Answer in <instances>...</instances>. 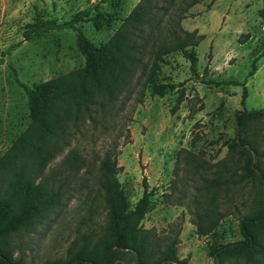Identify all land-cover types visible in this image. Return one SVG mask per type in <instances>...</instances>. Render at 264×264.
Returning a JSON list of instances; mask_svg holds the SVG:
<instances>
[{
    "label": "rangeland",
    "instance_id": "obj_1",
    "mask_svg": "<svg viewBox=\"0 0 264 264\" xmlns=\"http://www.w3.org/2000/svg\"><path fill=\"white\" fill-rule=\"evenodd\" d=\"M138 1L0 0L1 155L30 120L26 94L16 77L36 85L84 64L74 44L75 31L55 29L26 39V24L46 18L70 20L77 10L91 6V19L78 24L91 41L102 44ZM191 1L153 0L150 20L143 25L150 35L134 78L105 117H97L95 125L84 121L70 140L71 147L77 146L87 156V165L40 224L9 238L14 257H20L24 264H47L64 256L78 231L86 230L81 222L87 212L85 191L107 150L116 155L120 166L117 175L130 207L142 195L143 181L153 189L142 225L152 230L159 248L175 237L178 259L187 264H218L213 249L243 239L236 208L241 206L239 194L231 196L232 205L216 200L213 211L202 212L209 206L203 204L202 188L205 178L219 174L217 162L226 156L228 143L235 137L236 111L264 109V20L259 11L263 0H196L187 6ZM175 26L195 28L204 37L196 46L195 71L180 51L164 55L157 79L177 86L160 95L142 86L141 72L154 44L169 39ZM252 64L255 70L250 73ZM235 79L240 84L225 83ZM253 126L258 129L264 152V121ZM67 150L53 158L46 169L55 167ZM261 160L264 162V156ZM249 192L245 189L243 194ZM100 207L94 215L98 222L104 216ZM214 218L217 220L210 231L197 233V223L208 225ZM255 257L258 264H264V248H259ZM115 264L135 262L126 255ZM223 264L252 263L236 257L225 259Z\"/></svg>",
    "mask_w": 264,
    "mask_h": 264
},
{
    "label": "trees",
    "instance_id": "obj_2",
    "mask_svg": "<svg viewBox=\"0 0 264 264\" xmlns=\"http://www.w3.org/2000/svg\"><path fill=\"white\" fill-rule=\"evenodd\" d=\"M152 2L139 0L102 44L91 41L78 24L91 19V6L77 10L70 20L46 18L26 24L23 31L26 39L55 29L75 31L74 44L83 55L84 64L36 85H28L16 77L26 94L30 120L9 148L0 154V264H24L20 257H14L10 236L40 224L87 165V156L77 146L71 147L70 140L84 121L95 125L97 117H105L106 111L134 78L150 35L143 30V25L150 20L148 16L155 7ZM195 2L192 0L187 6ZM259 11L264 20V0ZM170 35L169 39L154 44L151 58L141 72L142 86L160 95L177 86L175 82L157 79L164 55L180 51L195 71L196 46L204 37L195 28L189 30L181 26H175ZM254 70L255 64H252L250 73ZM225 83L235 85L240 81ZM245 95L244 90L243 97ZM176 100L179 103L181 95ZM260 121H264V109L236 111L235 137L228 143L226 156L217 162L219 174L203 182V204L209 206L203 207L202 212L212 210L216 200L224 199L232 205L231 196L236 193L244 209L241 211V206L236 205L243 239L214 248L212 253L218 264L236 257L258 264L255 254L259 253V248H264V162L261 160L264 152L260 148L258 129L253 126ZM65 148L68 150L57 165L47 170L51 160ZM119 171L115 153L107 150L85 191L87 212L81 222L86 230L78 231L64 256L51 259L47 264H115L126 255L131 256L135 264H187L185 259L175 255L177 238L173 237L159 248L152 230L142 225L152 203L153 189L143 181L142 195L130 207L117 175ZM245 189L250 190L249 194H243ZM99 207L104 212L100 222L94 219ZM201 214H198L200 220ZM216 220L208 225L197 223V233L204 235L210 231Z\"/></svg>",
    "mask_w": 264,
    "mask_h": 264
}]
</instances>
